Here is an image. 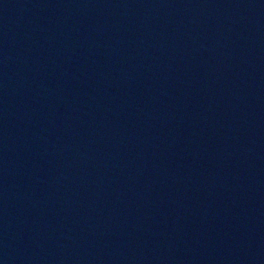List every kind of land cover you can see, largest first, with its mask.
I'll list each match as a JSON object with an SVG mask.
<instances>
[{
	"label": "water",
	"instance_id": "obj_1",
	"mask_svg": "<svg viewBox=\"0 0 264 264\" xmlns=\"http://www.w3.org/2000/svg\"><path fill=\"white\" fill-rule=\"evenodd\" d=\"M0 264H264V0H0Z\"/></svg>",
	"mask_w": 264,
	"mask_h": 264
}]
</instances>
